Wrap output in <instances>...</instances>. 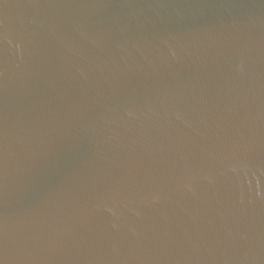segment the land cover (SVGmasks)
Returning a JSON list of instances; mask_svg holds the SVG:
<instances>
[{"label":"water","instance_id":"1","mask_svg":"<svg viewBox=\"0 0 264 264\" xmlns=\"http://www.w3.org/2000/svg\"><path fill=\"white\" fill-rule=\"evenodd\" d=\"M0 264H264V0H0Z\"/></svg>","mask_w":264,"mask_h":264}]
</instances>
